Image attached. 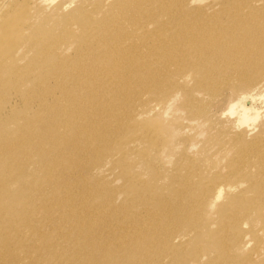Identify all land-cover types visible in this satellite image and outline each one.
<instances>
[{"label":"bare ground","instance_id":"6f19581e","mask_svg":"<svg viewBox=\"0 0 264 264\" xmlns=\"http://www.w3.org/2000/svg\"><path fill=\"white\" fill-rule=\"evenodd\" d=\"M221 5L0 0V264H264V119L221 115L264 0Z\"/></svg>","mask_w":264,"mask_h":264},{"label":"clouds","instance_id":"9594fccd","mask_svg":"<svg viewBox=\"0 0 264 264\" xmlns=\"http://www.w3.org/2000/svg\"><path fill=\"white\" fill-rule=\"evenodd\" d=\"M251 101V105H259V107H248L247 102ZM243 102V103H242ZM237 108L242 110V118L238 121L236 127L240 128L247 127L251 131L256 130V125L264 119V92L259 95L244 94L239 100L230 104L226 111L221 115L222 118H235L237 117Z\"/></svg>","mask_w":264,"mask_h":264},{"label":"rangeland","instance_id":"374dc122","mask_svg":"<svg viewBox=\"0 0 264 264\" xmlns=\"http://www.w3.org/2000/svg\"><path fill=\"white\" fill-rule=\"evenodd\" d=\"M203 2H204V3H207V2H208V3H214V4H216V5H221V3L223 2V0H203ZM54 4H56V3H54ZM221 6H222V5H221ZM211 61H213V59H212V58H209V60L207 61V64L210 63ZM188 87H194V86L188 84ZM221 88H222V86H221V87H217V88H215V89H214V92H215L216 94H218V93L220 92ZM227 91H228V93H231V90H230V89H227ZM10 93H12V91H11ZM13 95H15V94L12 93V94H11V98H12ZM18 97H19V96H17V98H18ZM147 97L150 98L149 96H147ZM11 101H12V100H11ZM12 102H13V101H12ZM23 102H24V100H23L22 98H20V99H18V103H17V104H21V103H23ZM4 103H6V101H5ZM214 106H215V109H216V110H220V108H221L222 106H224V105H222L221 100L218 99V100L215 102V105H214ZM15 108H16V107H14L13 109L15 110ZM11 111H12V108H10V107L8 106V103H7L6 105H4V104H0V112H2L4 115H6V114H10ZM171 116H172V115H170V116L167 117V118L171 119V118H172ZM149 118H150V119H151V118L154 119V121L150 120V124H151L152 126H161V127L163 128V133H164V131H165V129H166L165 127L169 126V122L165 120V117H164L163 114H161V112H156V111H154V112H152V113L149 114Z\"/></svg>","mask_w":264,"mask_h":264}]
</instances>
